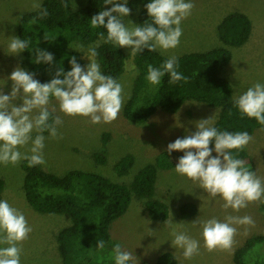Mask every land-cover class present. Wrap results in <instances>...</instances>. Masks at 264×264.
Listing matches in <instances>:
<instances>
[{"label": "rangeland", "instance_id": "obj_1", "mask_svg": "<svg viewBox=\"0 0 264 264\" xmlns=\"http://www.w3.org/2000/svg\"><path fill=\"white\" fill-rule=\"evenodd\" d=\"M70 1L74 9L87 4L86 0ZM34 2L35 0H0V87H3L5 94L11 92L12 81L8 77L18 65L33 73L25 66L22 52L19 55L8 54V43L10 37H18V18L24 12L33 10ZM193 3L195 7L192 14L181 24L183 34L179 46L157 51L170 58L224 46L218 35V24L227 14L242 12L251 20V35L243 45L230 47L232 58L221 75L231 84L234 99L255 83H264V0H193ZM112 6L105 4L104 10ZM124 22L130 28L138 25V11L131 10ZM76 44L80 43L70 44L69 49L79 53L80 65L86 66L90 61L82 52L71 48ZM84 48L86 51L87 47ZM120 48L127 55L124 71L118 80L124 87L125 104L131 95L137 68L135 66L136 71L126 70L127 65L134 64L133 55L130 48ZM34 78L37 79V76ZM15 103L20 106L22 101L18 99ZM52 108H55L54 115L59 116L63 124L58 128L60 138L45 140L43 153L46 164L42 167L46 171L62 175L69 170L79 169L128 184L141 167L155 162L159 154L165 153L171 160L172 165L168 169H158L153 198L168 205L167 219L172 220L177 231H184L200 242L199 255L191 260L184 259L183 250L172 245L171 229L165 227L164 223L167 219L153 220L146 216V199L134 195L127 210L111 224L109 230L112 242L115 245L120 244L123 250L132 252L136 257L134 264H154L159 255L167 251L176 256L177 264H235L234 252L251 236L264 235L261 203H250L238 212L231 208L224 209V201L219 196L210 197L198 183L176 173L175 165L183 152L174 151L170 155L167 152L169 143L196 131L197 121L211 117L214 124L220 112L219 107L190 99L177 112L168 113L157 109L142 123L127 120L122 108L119 117L107 124H93L87 117L67 116L59 110L55 99L49 105V110ZM35 135L34 132L33 138ZM43 135L48 137L49 134ZM250 135L253 141L246 147L250 159L244 160V164L252 165L256 176L264 180V125ZM104 137H107L105 143ZM30 147L29 144L20 150L27 152ZM100 151L104 152L106 163L95 160V153ZM126 154L133 156V165L126 175L119 176L114 165ZM212 155L215 156L216 153L213 151ZM22 162L23 160L15 166L0 164V177L5 183L2 199L22 212L32 228L29 238L22 244L21 264H64L59 252L57 234L71 224V217L67 214L38 212L28 204L24 192L25 173ZM188 202L196 206V212L191 217L182 219L179 206ZM228 215L251 216L255 224L251 227L234 225L237 227V234L232 250L217 249L209 252L204 247L202 228L200 225L193 226L192 222L197 218L207 220L213 217L223 221ZM113 248L114 246L106 251V260L99 261V264H115Z\"/></svg>", "mask_w": 264, "mask_h": 264}, {"label": "clouds", "instance_id": "obj_2", "mask_svg": "<svg viewBox=\"0 0 264 264\" xmlns=\"http://www.w3.org/2000/svg\"><path fill=\"white\" fill-rule=\"evenodd\" d=\"M128 0L118 3L117 0H104L111 8L94 15L90 22L93 28L106 29L107 36L99 33V40L112 43L122 48H130L131 55L157 49H175L180 44L183 34L181 24L194 9L193 0H151L145 5L152 23L145 21L142 25L128 27L124 18L130 15ZM68 7L67 2L63 3ZM33 10H39L37 18L48 16L46 8H42L39 0L32 4ZM115 13V15H114ZM45 39L48 40L47 36ZM83 44L74 45L73 49L84 54L90 63L81 66L77 58L69 60L71 70L65 72L58 67L50 82L41 83L35 79V73H29L19 65L8 77L12 81L9 94L0 87V164L18 165L22 160L28 166L45 165L43 150L47 138H60L58 128L63 120L54 116L55 108L49 110L52 99L59 104V110L67 116H82L93 124L112 123L124 106L125 94L123 85L111 75L102 73L100 64L96 62L97 47ZM30 41L18 37H10L8 54L19 55L29 49ZM35 51L34 63L51 65L54 56L51 52L39 48ZM31 50V51H32ZM179 63L175 56L168 58L159 68L147 66V81L152 85L161 84L167 74L169 83L188 82V77L178 71ZM126 70L136 71L135 65H127ZM62 77V78H61ZM21 100L17 106L15 101ZM242 116L254 118L264 125V83H255L234 100ZM210 118L196 122V131L177 138L167 145L170 155L174 151L183 152L178 159L175 171L194 183H198L212 198L219 196L223 208L240 211L250 203H264V180L257 177L254 171L244 166V161L232 154L243 151L253 137L247 132L220 131L212 126ZM36 133L33 138V133ZM49 135L45 137L43 133ZM214 142V149L210 144ZM27 152L20 149L28 145ZM213 151L216 153L212 155ZM30 153V154H28ZM165 227L171 229L172 245L182 249L183 258L191 260L199 255L200 242L184 231H177L172 220H166ZM251 216L228 215L223 221L213 217L207 220L197 218L193 226L200 225L204 247L209 251L217 249L230 251L235 243L237 227L254 226ZM32 232L25 215L12 207L7 200H0V264H21L22 244ZM105 242L98 239L96 248L103 249ZM115 264H134L133 253L122 249L120 244L113 248Z\"/></svg>", "mask_w": 264, "mask_h": 264}, {"label": "trees", "instance_id": "obj_3", "mask_svg": "<svg viewBox=\"0 0 264 264\" xmlns=\"http://www.w3.org/2000/svg\"><path fill=\"white\" fill-rule=\"evenodd\" d=\"M86 1L85 6L74 9L70 0H42V8H46L49 13L47 17L37 18L33 22V18L38 17L39 10H30L18 18V37L30 41L29 49L22 52L23 62L41 83L50 82L58 67H62L65 72L70 71L69 60L72 56L80 64V54L69 49L74 42L88 48L90 45H97L99 41L98 56L95 59L100 64L102 73L117 80L122 75L127 55L117 45L99 40L100 32L106 38V29L93 28L90 22L94 15L104 11V0ZM121 1L123 0H117ZM64 2H67V8L63 6ZM150 2L151 0H128L127 7L138 11V25L145 21L152 23L145 7ZM217 29L224 46L177 56L178 71L188 77L187 83H169L170 77L166 74L161 84H150L146 79L147 66L159 68L169 57L157 50L149 52L147 49L133 55L137 75L131 95L123 107L124 117L133 123H142L157 109L175 113L186 100L191 99L220 108L218 118L212 125L220 131H247L252 134L262 127L254 118L241 115L234 106L231 84L221 75L232 58L230 47L241 46L249 39L251 20L246 14L234 11L220 21ZM35 48L51 52L54 56L53 63H34L35 51L32 49ZM106 140L107 137H104V143ZM210 146L214 148V142ZM232 154L243 161L250 159L246 148L239 153L233 150ZM94 157L97 162L106 163L103 151L95 153ZM133 160L131 154L122 156L114 165L116 174L126 175ZM171 165V160L165 153H161L155 162L145 164L130 183L125 184L99 173L79 169L59 175L44 170L42 165L29 167L28 161L23 160L25 197L35 211L70 215L71 224L57 234L59 252L64 264H99V261L106 260V251L115 246L109 233L110 224L127 210L134 195L146 199L149 218H168V205L153 197L158 169H168ZM244 166L255 172L252 165ZM4 184L0 177V200H3ZM260 210L264 215V203L260 204ZM195 212L196 206L193 203L179 206L182 219L191 217ZM98 239L104 240L103 249L96 248ZM233 261L235 264H264V235L248 238L234 252ZM154 264H177V258L171 252H163Z\"/></svg>", "mask_w": 264, "mask_h": 264}, {"label": "crops", "instance_id": "obj_4", "mask_svg": "<svg viewBox=\"0 0 264 264\" xmlns=\"http://www.w3.org/2000/svg\"><path fill=\"white\" fill-rule=\"evenodd\" d=\"M146 216H148V215H146ZM115 220H118V218H117V219H115ZM115 220H114V221H115ZM114 221H113V222H114ZM113 222H112V223H113ZM112 223H111V224H112ZM111 224H110V226H111ZM115 224H116V223H115ZM109 230H110V227H109Z\"/></svg>", "mask_w": 264, "mask_h": 264}]
</instances>
